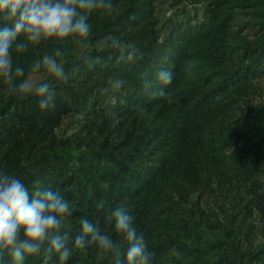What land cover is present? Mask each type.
<instances>
[{
    "label": "trees",
    "instance_id": "16d2710c",
    "mask_svg": "<svg viewBox=\"0 0 264 264\" xmlns=\"http://www.w3.org/2000/svg\"><path fill=\"white\" fill-rule=\"evenodd\" d=\"M111 2L114 11L89 14L87 47L49 39L12 51L25 70L17 84L57 47L68 79L42 82L55 92L47 110L34 91L10 93L0 81V172L59 189L74 210L66 221L73 237L88 219L123 251L107 222L123 207L153 264H264V0H173L162 18L157 0ZM198 5L200 19L188 8ZM109 35L143 58L115 63V50L99 44ZM161 68L173 74L168 85L156 81ZM110 80L122 81L119 89ZM160 88L171 103L154 95ZM67 264L113 258L89 244Z\"/></svg>",
    "mask_w": 264,
    "mask_h": 264
},
{
    "label": "clouds",
    "instance_id": "9594fccd",
    "mask_svg": "<svg viewBox=\"0 0 264 264\" xmlns=\"http://www.w3.org/2000/svg\"><path fill=\"white\" fill-rule=\"evenodd\" d=\"M112 12L111 0H0V81L8 86V91L17 95L33 92L41 97L39 108L47 110L55 105V92L50 84L33 85L24 77L25 70L13 65L12 51L22 53L29 44H38L52 39L66 42L69 38L83 47L91 44L92 26L89 14ZM24 42H18L20 37ZM100 48L115 50V63H134L143 58V53L134 45L125 43L114 36H105L99 41ZM64 51L57 47L54 55H44L30 65V72L43 70L58 81H67L63 65ZM110 55L108 60H112ZM89 67L101 63L97 57L88 60ZM76 71V70H74ZM189 75L192 68H187ZM146 75V74H145ZM172 72L161 68L156 73L160 85L172 82ZM114 90L122 81L110 80ZM152 82L144 81L145 89ZM107 92L108 89H101ZM155 96H163L172 102L171 95L163 88ZM115 104V98L111 100ZM69 201L59 189H52L41 180H34L31 187L19 178L0 172V264L7 254L11 264H25L28 256L41 255L43 264H49L56 257L59 264H67L73 250H83L95 244L104 253H110L113 264H153L154 253L149 251L142 235L134 226V218L125 208L117 207L107 217L110 227H114L126 242L122 251L107 231H102L88 219H81L80 230L74 237L66 230V221L73 213ZM71 244V247L69 246ZM179 255V253H177Z\"/></svg>",
    "mask_w": 264,
    "mask_h": 264
},
{
    "label": "rangeland",
    "instance_id": "374dc122",
    "mask_svg": "<svg viewBox=\"0 0 264 264\" xmlns=\"http://www.w3.org/2000/svg\"><path fill=\"white\" fill-rule=\"evenodd\" d=\"M173 0H157L158 6H157V13L159 17H164L165 15H169L172 12V8L170 7V3ZM190 13L193 15H196L197 19H200L201 17V6H188ZM50 76L46 73H31L26 77L27 80H30L33 82V85H38L45 81Z\"/></svg>",
    "mask_w": 264,
    "mask_h": 264
}]
</instances>
